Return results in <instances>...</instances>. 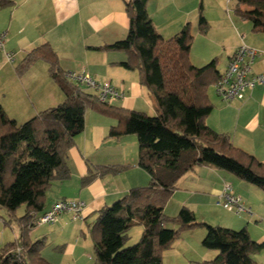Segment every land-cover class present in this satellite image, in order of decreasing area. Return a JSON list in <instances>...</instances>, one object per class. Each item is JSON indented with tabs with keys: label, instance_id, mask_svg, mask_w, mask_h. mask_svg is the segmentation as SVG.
I'll use <instances>...</instances> for the list:
<instances>
[{
	"label": "trees",
	"instance_id": "trees-1",
	"mask_svg": "<svg viewBox=\"0 0 264 264\" xmlns=\"http://www.w3.org/2000/svg\"><path fill=\"white\" fill-rule=\"evenodd\" d=\"M149 0H123L129 25L125 39L104 46L105 51L129 55L121 65L137 70L140 82L152 95L156 116L124 111L98 101L94 92L68 82L58 58L48 43L31 52L17 65L22 75L37 61L48 65L50 78L64 94L62 103L43 110L22 124L10 119L0 105V216L5 226L14 222L18 241L0 249V264H51L41 255L43 239L32 241L34 219L44 209L46 193L56 181L70 178L67 152L84 130L88 110L114 118L109 138L134 135L138 141V167L149 175V183L130 189L123 197L98 211L89 233L93 241L94 264H162L161 252L179 234L203 227L202 248L217 252L214 259L190 264H257L254 255L264 251V242L253 241L246 228L232 230L199 223L183 206L176 217L164 214V207L176 191L177 182L198 167L226 172L264 191V162L236 148L227 134L214 131L206 123L213 110L208 89L220 77L217 60L202 67L189 60L193 36L187 23L179 33L164 39L154 28L147 12ZM233 13L251 23L252 31L264 34V0H230ZM14 6L0 0V9ZM245 8L246 10H244ZM197 27L206 34L208 23L200 3ZM124 166H95L81 179V187L96 177L116 175ZM25 207L19 218L16 210ZM173 223L177 229H170ZM143 227L139 241L125 246L128 230Z\"/></svg>",
	"mask_w": 264,
	"mask_h": 264
},
{
	"label": "crops",
	"instance_id": "crops-1",
	"mask_svg": "<svg viewBox=\"0 0 264 264\" xmlns=\"http://www.w3.org/2000/svg\"><path fill=\"white\" fill-rule=\"evenodd\" d=\"M12 1L13 7L0 9V33L6 34L4 52L0 51V105L10 119L22 124L64 100V94L50 78L45 62H35L22 75L16 72L24 57L45 43L55 52L62 72L85 71L98 81L110 82L122 94L112 107L156 116L155 101L141 84L138 71L121 65L129 55L124 51L98 49L125 39L129 20L123 0ZM198 2L203 4V0H149L146 8L155 30L164 39H169L187 23L190 27L197 25ZM222 19L231 23L234 36L228 49H224L220 63H217V68L222 65L219 73L224 71L228 60L241 45L257 52L252 72L263 73L264 34L253 32L252 25L247 27L237 16H222ZM5 52L13 54V63L7 61ZM215 94L208 89L213 110L205 123L214 131L227 134L236 148L264 162V87L247 89L242 100L230 103L218 99ZM116 125L114 118L88 110L84 116V130L67 152L70 178L53 182L46 193L40 214L47 212L58 200L82 201L86 205L80 220L73 222L69 213H63L36 239L44 240L41 255L51 264H88L86 250L78 247L81 246L80 233L89 232L100 209L111 205L130 189L149 183V175L137 165L139 147L136 136L108 137L110 128ZM95 166H124L128 169L116 175L96 177L81 187V179ZM224 185H229L232 193L251 208L252 217L236 216L218 204ZM176 188L164 207L165 211L172 207L171 211L178 213L181 207L186 206L195 217L201 218L200 222L232 230L242 226L245 222L242 218L264 224V191L226 172L198 167L183 176ZM0 214L7 213L0 209ZM8 227L10 225L5 226L0 219V249L13 238L18 241L19 232H13L12 237ZM35 229L31 231L30 238ZM193 233L202 241L206 231L201 229ZM253 239L258 243L264 242V234ZM89 244L93 246L92 239L86 246ZM214 255L217 252L204 254L203 259L210 260ZM253 259L257 264H264V251L254 255Z\"/></svg>",
	"mask_w": 264,
	"mask_h": 264
},
{
	"label": "rangeland",
	"instance_id": "rangeland-1",
	"mask_svg": "<svg viewBox=\"0 0 264 264\" xmlns=\"http://www.w3.org/2000/svg\"><path fill=\"white\" fill-rule=\"evenodd\" d=\"M200 2V1H199ZM198 5L199 6V3ZM203 16L206 18L208 23V31L206 34H202L199 32L197 25H194L191 27V34L193 36L192 41V47L189 55V60L192 65L195 67H201L205 64H207L212 59H216L217 63H220L224 49H228L229 45L232 42L233 36H234V28L231 25V23L227 20H223L222 16H235L233 13V5L235 2L229 1V0H203ZM246 10L245 8H243ZM242 23L247 24V27H249L251 24L250 22L246 20H239ZM242 28L238 27V30ZM244 29V27H243ZM207 55H209V58H205ZM222 70V65H218L217 70ZM209 89L214 91V86H211ZM216 95V94H215ZM217 96V95H216ZM220 99L219 97H217ZM221 100V99H220ZM168 203V202H167ZM172 208V207H170ZM168 208L165 211L164 208V214L165 216L169 217L170 219H173L176 217L177 213L172 212L171 209ZM25 213V207L21 206L19 207L14 216L16 218L21 217ZM1 217H3L5 220H9L7 214H0ZM237 219V217L235 216ZM197 222L199 223H206L208 222H200L201 218L196 217ZM244 219V223L242 226H237L235 230H239L241 228H246L247 232L249 233L250 238L253 241H256L253 239V237H259L261 234H264V224L262 223H254V222H248L247 219ZM73 221V220H72ZM76 222V221H73ZM248 222V223H247ZM211 225V224H209ZM216 226V225H213ZM86 227V226H85ZM168 227L170 229H177V226L173 223L168 224ZM48 226H39L37 227L33 232L31 236V240L35 241L38 237L43 235L44 231L48 229ZM204 229L203 227H197L193 232H196L198 230ZM8 230L11 232V235L13 237V232L17 234L18 228L14 222L10 223V227H8ZM143 227L141 225H134L132 226L128 232H127V239L125 242V246H132L136 244L142 234ZM190 230H186L179 234L178 238L170 245V247L166 250H163L161 252V258H162V264H190V262H200V261H209L206 259H203L205 256L204 254H209L211 250H206L202 248L201 246V240H198L195 236V233H188ZM15 235V234H14ZM86 236V240H84V237ZM81 243L78 247L80 250L85 249L87 263L88 264H94L93 257H94V251L93 246L89 244V246H86V244L91 240L90 233H85L81 235ZM11 240V242H14ZM258 242V241H256ZM189 244V246L187 245ZM82 252V251H81ZM83 253V254H85ZM89 253V254H88ZM91 255V256H89ZM90 257V258H89ZM215 255L211 258L213 259ZM210 259V260H211Z\"/></svg>",
	"mask_w": 264,
	"mask_h": 264
},
{
	"label": "built area",
	"instance_id": "built-area-1",
	"mask_svg": "<svg viewBox=\"0 0 264 264\" xmlns=\"http://www.w3.org/2000/svg\"><path fill=\"white\" fill-rule=\"evenodd\" d=\"M5 42L6 34L0 33V51L4 52ZM4 55L8 62H14L13 54L5 52ZM257 55L254 49L245 45H241L235 50L214 85L215 92L221 100L227 103L242 100L247 89L264 87V72L261 74L252 72ZM65 78L82 89L94 92L102 104L112 105L122 97V94L110 82L98 81L85 71H68L65 73ZM218 204L236 216H253L251 208L246 206L240 197L232 193L229 185L223 186ZM85 207L86 205L82 201L58 200L47 212L34 219V225L35 227L52 226L63 213H69L73 221H78L81 219Z\"/></svg>",
	"mask_w": 264,
	"mask_h": 264
}]
</instances>
